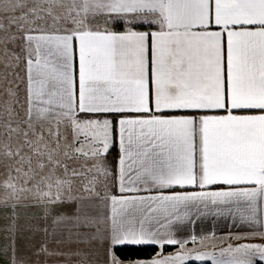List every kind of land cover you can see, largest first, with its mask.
<instances>
[{
    "label": "snow or ice",
    "instance_id": "6c2138e0",
    "mask_svg": "<svg viewBox=\"0 0 264 264\" xmlns=\"http://www.w3.org/2000/svg\"><path fill=\"white\" fill-rule=\"evenodd\" d=\"M189 261L264 264V0H0V264Z\"/></svg>",
    "mask_w": 264,
    "mask_h": 264
},
{
    "label": "crops",
    "instance_id": "0c3cea01",
    "mask_svg": "<svg viewBox=\"0 0 264 264\" xmlns=\"http://www.w3.org/2000/svg\"><path fill=\"white\" fill-rule=\"evenodd\" d=\"M191 229L196 234L208 233L214 231L217 237H228L230 233H238L243 229L240 226L232 224L230 220H226L224 218L214 219L207 218L198 220L194 225L191 226ZM227 241L223 244L218 245V247L226 246ZM192 245H190L191 247ZM168 251H172L168 250ZM191 264V261H189Z\"/></svg>",
    "mask_w": 264,
    "mask_h": 264
},
{
    "label": "trees",
    "instance_id": "16d2710c",
    "mask_svg": "<svg viewBox=\"0 0 264 264\" xmlns=\"http://www.w3.org/2000/svg\"><path fill=\"white\" fill-rule=\"evenodd\" d=\"M168 250H171V248L170 249H168ZM152 250L151 249H149L148 250V252H151ZM124 255H129V256H144V255H146L147 253L146 252H144V251H128V252H126V253H123Z\"/></svg>",
    "mask_w": 264,
    "mask_h": 264
},
{
    "label": "rangeland",
    "instance_id": "374dc122",
    "mask_svg": "<svg viewBox=\"0 0 264 264\" xmlns=\"http://www.w3.org/2000/svg\"><path fill=\"white\" fill-rule=\"evenodd\" d=\"M191 264H201V262H198V261H191ZM204 264H211V262H210V261H206V262H204ZM258 264H262V262H259V261H258Z\"/></svg>",
    "mask_w": 264,
    "mask_h": 264
}]
</instances>
